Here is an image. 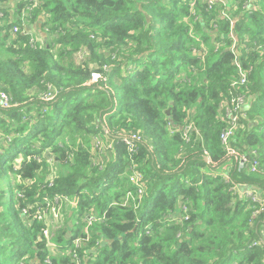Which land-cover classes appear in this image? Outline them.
<instances>
[{"label":"trees","instance_id":"1","mask_svg":"<svg viewBox=\"0 0 264 264\" xmlns=\"http://www.w3.org/2000/svg\"><path fill=\"white\" fill-rule=\"evenodd\" d=\"M210 1L1 10L0 264H264V0ZM238 96L242 168L220 142ZM71 201L48 240L46 213Z\"/></svg>","mask_w":264,"mask_h":264},{"label":"built area","instance_id":"2","mask_svg":"<svg viewBox=\"0 0 264 264\" xmlns=\"http://www.w3.org/2000/svg\"><path fill=\"white\" fill-rule=\"evenodd\" d=\"M220 1V0H219ZM23 2H26V6H25V12L29 13L32 11V9L34 7L37 6L38 4V0H23ZM209 4L212 6L213 2L208 0ZM210 6V7H211ZM209 7V8H210ZM221 15L223 17L227 16L225 15L224 11H222ZM2 18V13L0 12V20ZM22 19V22H24V19ZM18 32V27H14L12 29V34H15ZM236 44L234 43L232 45V50L235 48ZM236 65L238 66V82L239 85H244L246 83V78H247V73L244 72L243 70L240 69L239 65L236 63ZM246 106V100L244 96H238L236 98H232L230 103L227 104L224 107V118L226 120V127L223 128V130L220 133V142L222 143L223 147L225 148L227 154H234V151L231 150L230 146H229V140L231 138V136H233V134L235 133V131L239 128V120L240 117L243 113V110ZM0 107L3 109H7L10 107V98L6 93L1 92L0 93ZM191 130L189 129H185L183 132V136L184 138L188 141L189 137V133ZM140 137L133 135L130 136L128 138H124V143L126 145V147H128V151L129 152H134L136 149L134 148V144L139 142ZM238 163H239V167H244L245 166V161L246 158L243 155H236ZM258 167V162L256 160H253L250 165L248 170L250 172H254ZM142 176L138 173V172H134L132 174V176L130 177V181L133 182L136 186L140 187L142 185ZM244 189V188H242ZM140 193V191H138ZM242 193V192H241ZM241 193H239L241 195ZM244 196H246L247 198H250L252 201H257L258 199L256 198V195L254 196L251 192H249L248 190H245V192L242 193ZM45 236H47L46 234H44Z\"/></svg>","mask_w":264,"mask_h":264},{"label":"rangeland","instance_id":"3","mask_svg":"<svg viewBox=\"0 0 264 264\" xmlns=\"http://www.w3.org/2000/svg\"><path fill=\"white\" fill-rule=\"evenodd\" d=\"M21 1H23V0H21ZM243 6H244V8L247 7L246 5H243ZM22 15H27V13L25 12V8H24ZM16 18H17V16L15 15L14 17L10 18L9 21L13 23L17 20ZM22 25L23 26L25 25V21L22 22ZM32 32H33V36L36 38L35 32L34 31H32ZM38 40L40 42L42 41V39H38ZM73 58L77 64L84 62V59H82L81 55L73 56ZM49 99H51V98H49ZM109 147L110 146L103 147V145H101V143L99 144L97 142L94 144V150H95L96 154H98V153L100 154L101 152H103L105 149H108ZM50 165H52V164H50ZM71 202L72 203L65 205L61 209L59 207L56 208L54 206L53 208L49 209V212L46 213L47 228L45 230H43V233L47 235L48 240H50L53 233L55 234L58 230H60L62 228L66 229V226L70 225L71 222H73L75 220V218L73 219L71 216H72V207L75 206L76 203H74L73 201H71ZM91 222H92V219H90L88 221V224H90ZM83 231L86 232L85 230H83ZM63 244L65 245V242ZM50 245H52V244H50Z\"/></svg>","mask_w":264,"mask_h":264},{"label":"crops","instance_id":"4","mask_svg":"<svg viewBox=\"0 0 264 264\" xmlns=\"http://www.w3.org/2000/svg\"><path fill=\"white\" fill-rule=\"evenodd\" d=\"M19 2H21V0H0V12H1V10L2 11L7 10L8 16L10 18L14 17L16 14V5ZM0 22H2V21H0ZM29 29L33 30V27L30 26ZM246 190H249V189H246Z\"/></svg>","mask_w":264,"mask_h":264},{"label":"water","instance_id":"5","mask_svg":"<svg viewBox=\"0 0 264 264\" xmlns=\"http://www.w3.org/2000/svg\"><path fill=\"white\" fill-rule=\"evenodd\" d=\"M167 113H169V111H167ZM205 160H207V158Z\"/></svg>","mask_w":264,"mask_h":264}]
</instances>
